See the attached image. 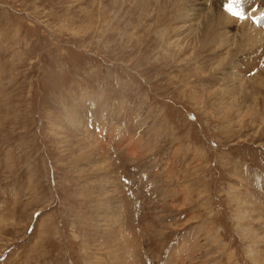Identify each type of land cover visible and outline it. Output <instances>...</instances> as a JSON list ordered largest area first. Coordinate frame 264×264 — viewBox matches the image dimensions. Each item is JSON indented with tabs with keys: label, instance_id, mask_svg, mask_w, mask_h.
<instances>
[{
	"label": "rangeland",
	"instance_id": "rangeland-1",
	"mask_svg": "<svg viewBox=\"0 0 264 264\" xmlns=\"http://www.w3.org/2000/svg\"><path fill=\"white\" fill-rule=\"evenodd\" d=\"M227 2L0 0V264H264V0Z\"/></svg>",
	"mask_w": 264,
	"mask_h": 264
},
{
	"label": "snow or ice",
	"instance_id": "snow-or-ice-1",
	"mask_svg": "<svg viewBox=\"0 0 264 264\" xmlns=\"http://www.w3.org/2000/svg\"><path fill=\"white\" fill-rule=\"evenodd\" d=\"M242 3H243V0H228V2L225 4L224 7H225V10L232 16L243 19L245 18L244 11L240 7Z\"/></svg>",
	"mask_w": 264,
	"mask_h": 264
},
{
	"label": "bare ground",
	"instance_id": "bare-ground-1",
	"mask_svg": "<svg viewBox=\"0 0 264 264\" xmlns=\"http://www.w3.org/2000/svg\"><path fill=\"white\" fill-rule=\"evenodd\" d=\"M262 1H263V0H262ZM215 3H216V2H215ZM217 4H218V3H217ZM261 4H262V3H261ZM196 5H197V4H196ZM215 5H216V4H215ZM215 5H214V6H215ZM253 5H254V7H256V6H257V3H256V4H253ZM194 7H195V6H194ZM215 7H217V6H215ZM215 7H214V8H215ZM219 8H220V7H219ZM206 10H207V9H206ZM246 10H247V9H246ZM198 11H199V10H198ZM207 11H208V10H207ZM214 11H216V8H215ZM209 12H211V11H209ZM216 12H219V11H216ZM207 13H208V12H207ZM211 13H212V12H211ZM211 13H208V14H211ZM214 13H215V12H214ZM219 13H220V12H219ZM219 13H218V14H219ZM212 14H213V13H212ZM216 14H217V13H216ZM223 14H224L223 17H225L226 14H225V13H223ZM195 15H196V14H195ZM219 15H220V14H219ZM210 16H211V15H210ZM221 16H222V13H221ZM221 16H220V18L218 19L219 21L222 20V19H221V18H222ZM228 16H229V15H228ZM199 17H200V16H199ZM213 17H215V16L213 15ZM213 17H212V18H213ZM254 17H255L256 20H257L258 17H257L256 15H254ZM217 18H218V16H217ZM217 18H216V19H217ZM232 18H233V17H232ZM252 18H253V17H252ZM191 19H192V18H191ZM228 19H230V18H228ZM234 19H235V18H234ZM259 19H260V18H259ZM213 20H214V19H213ZM207 21H208V19H207ZM207 21H206V22H207ZM224 22H225V24H226V21H224ZM209 23H211V22H209ZM219 23H220V22H219ZM214 24H215V23H214ZM227 24H228V23H227ZM215 25H218V23L215 24ZM220 25H221L220 27H222V24H220ZM203 27H204V26H203ZM206 27L209 28V26H206ZM210 27H211V26H210ZM224 27H225V26H224ZM236 27H237V26H236ZM226 28H227V27H226ZM229 28H230V27H229ZM203 29H204V28H203ZM206 29H207V28H206ZM221 29H223V28H221ZM207 30H208V29H207ZM219 30H220V29H219ZM209 31H210V30H209ZM251 33H253V32H251ZM251 33H249V34L251 35ZM221 34H222V33H221ZM227 34H228V33H227ZM227 34H226V35H227ZM256 35H257V34H256ZM220 36H221V35H220ZM227 36H228V35H227ZM257 36H258V35H257ZM233 38H234V36H233ZM246 39H247V38H246ZM249 39H250V38H249ZM251 39H252V38H251ZM251 39H250V40H251ZM225 40H226V39H225ZM240 40H241V38H240ZM206 41H207V40H206ZM213 41H214V40H213ZM226 41H227V40H226ZM235 41H236V40H235ZM247 41H248V40H247ZM215 42H216V41H215ZM257 42H258V40H257ZM256 46H257V45H256Z\"/></svg>",
	"mask_w": 264,
	"mask_h": 264
}]
</instances>
